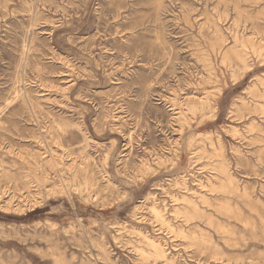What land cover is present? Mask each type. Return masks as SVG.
Instances as JSON below:
<instances>
[{
	"label": "rangeland",
	"instance_id": "1",
	"mask_svg": "<svg viewBox=\"0 0 264 264\" xmlns=\"http://www.w3.org/2000/svg\"><path fill=\"white\" fill-rule=\"evenodd\" d=\"M263 220L264 0H0V264H264Z\"/></svg>",
	"mask_w": 264,
	"mask_h": 264
},
{
	"label": "bare ground",
	"instance_id": "2",
	"mask_svg": "<svg viewBox=\"0 0 264 264\" xmlns=\"http://www.w3.org/2000/svg\"><path fill=\"white\" fill-rule=\"evenodd\" d=\"M220 2V1H219ZM227 12V11H226ZM223 14V13H222ZM219 22V21H218ZM238 24V23H237ZM213 25V24H212ZM237 33V32H236ZM232 40H233V38H232ZM223 43V42H222ZM242 44H243V42H242ZM245 44V43H244ZM243 44V45H244ZM246 46V45H245ZM245 46H243V47H245ZM252 51V50H251ZM238 56V55H237ZM260 56V55H259ZM243 61V60H242ZM245 63V62H244ZM208 100V99H207ZM209 100H210V98H209ZM200 102V101H199ZM49 156H51V155H49ZM51 158V157H50ZM53 160V159H52ZM55 166L57 165L56 164V162L53 160V162H52ZM80 167H82V166H80ZM67 169V168H66ZM77 170V169H76ZM57 172L59 173H57L58 174V176H59V178H60V180H61V185H62V187L64 188V191L66 192V190H65V181H64V179H63V177H62V174H61V172L57 169ZM72 177V176H71ZM229 177V176H228ZM73 180H74V183H75V180H76V178H75V174H74V176H73ZM77 181V180H76ZM224 181V180H223ZM78 183V182H77ZM185 185V184H184ZM219 189V188H218ZM218 191V190H217ZM221 192V191H220ZM62 194H63V192H62ZM173 197V196H172ZM246 199V198H245ZM153 208H152V212H153V214H154V216H155V218H156V220L157 219H162V216H161V212H160V210L159 209H157V207H154V206H152ZM236 208V207H235ZM240 209V208H239ZM162 211V210H161ZM258 212V211H257ZM236 216V215H235ZM235 218V217H234ZM239 219V218H238ZM163 220V219H162ZM262 220V219H261ZM264 221V220H263ZM161 223V222H160ZM167 223V222H166ZM168 225V224H167ZM220 225V224H219ZM222 225V224H221ZM254 228V227H253ZM222 231H224V230H222ZM221 231V232H222ZM174 234V233H173ZM178 235V234H177ZM197 235V234H196ZM228 235V234H227ZM182 236H183V234H182ZM188 236V235H187ZM185 239V238H184ZM223 240V239H222ZM78 242V241H77ZM150 243V242H149ZM151 244V243H150ZM149 244V245H150ZM154 244V243H153ZM156 245V244H155ZM159 245H157L156 247H155V254L158 256V255H164L163 254V251L161 250V248H159L158 247ZM236 247V246H235ZM135 250V249H134ZM142 252V251H141ZM154 253V252H153ZM143 254V253H142ZM145 254V253H144ZM148 255V254H147ZM144 256V255H143ZM98 258V257H97ZM148 258V257H147ZM161 258V257H160ZM212 258V257H211ZM149 259V258H148ZM157 259H159V258H157Z\"/></svg>",
	"mask_w": 264,
	"mask_h": 264
}]
</instances>
